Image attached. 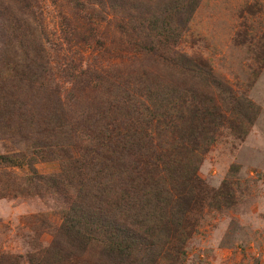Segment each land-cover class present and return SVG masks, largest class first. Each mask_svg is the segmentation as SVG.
Segmentation results:
<instances>
[{"label": "rangeland", "instance_id": "1", "mask_svg": "<svg viewBox=\"0 0 264 264\" xmlns=\"http://www.w3.org/2000/svg\"><path fill=\"white\" fill-rule=\"evenodd\" d=\"M144 171L168 192L142 264H264V0H0V264L62 242L63 183L116 218Z\"/></svg>", "mask_w": 264, "mask_h": 264}, {"label": "trees", "instance_id": "2", "mask_svg": "<svg viewBox=\"0 0 264 264\" xmlns=\"http://www.w3.org/2000/svg\"><path fill=\"white\" fill-rule=\"evenodd\" d=\"M38 146V155L50 152V149ZM114 150L115 148H113ZM129 154L132 155L130 150ZM23 159H25L24 156L18 157V160ZM133 161L134 159L129 156L122 158V169L131 165ZM153 172L144 171L140 176L134 175L135 178L129 183L135 182V184H131L130 187L133 189L132 192L139 195L141 199L135 205L122 204V215H118L116 218L113 216L118 214L121 204L117 203L113 209L110 208L115 203L110 191L107 192V195L101 193L102 196L111 199L110 207H108L109 202L107 201L108 204L102 203V198L98 196L100 190L98 187H95L96 191H88L79 186L76 181L63 183L61 190L75 188L76 192L70 197L71 205L66 211L62 223L63 238L60 240L62 242L56 244L54 242L53 248H47L48 250H44V253H39L40 256L34 257L36 259L34 264H61L64 254L61 256L60 252L55 251L57 247L60 250L72 248L66 250V257L69 258L76 254V249L81 246L91 248L93 244L99 246L101 243L103 244L101 249L106 248L105 256L109 260L103 261V258L99 257L97 261L99 264H142V262L157 260L162 252V247L155 239H160V234L155 230L157 227L158 231L166 233L163 226L167 223L163 221L164 214L159 208L156 195L168 192V186L166 183L165 185L160 184L156 179L155 184L149 183V179H147L146 183L138 185V181L145 176L155 175L157 177ZM51 179L57 180L56 177ZM125 179L127 176H122V188H126ZM157 249L158 251L154 253ZM76 264L78 263L76 262Z\"/></svg>", "mask_w": 264, "mask_h": 264}]
</instances>
